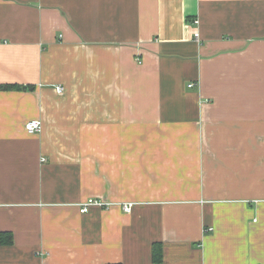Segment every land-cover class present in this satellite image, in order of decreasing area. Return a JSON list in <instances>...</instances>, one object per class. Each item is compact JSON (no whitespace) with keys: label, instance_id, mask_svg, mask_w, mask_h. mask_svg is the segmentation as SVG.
I'll return each mask as SVG.
<instances>
[{"label":"crops","instance_id":"0c3cea01","mask_svg":"<svg viewBox=\"0 0 264 264\" xmlns=\"http://www.w3.org/2000/svg\"><path fill=\"white\" fill-rule=\"evenodd\" d=\"M0 86V264H264V0H0Z\"/></svg>","mask_w":264,"mask_h":264},{"label":"built area","instance_id":"2783aa9c","mask_svg":"<svg viewBox=\"0 0 264 264\" xmlns=\"http://www.w3.org/2000/svg\"><path fill=\"white\" fill-rule=\"evenodd\" d=\"M195 24L198 23V21H194ZM195 39L198 40L199 39V34L196 32L194 35ZM188 87H192V84H189ZM63 87L58 86L56 88V93L58 94H62L63 92ZM24 130L27 134L33 135V134H38L41 131V123L38 120H32L29 121L25 124L24 126ZM111 205L110 204H105L103 201L95 199V198H88L85 202H83L82 204H80L78 206L79 208V212L81 214H85L88 212V210L91 207H98L100 209H107L109 208ZM133 204L130 203H125L121 205V209L124 213H130L132 210Z\"/></svg>","mask_w":264,"mask_h":264},{"label":"trees","instance_id":"16d2710c","mask_svg":"<svg viewBox=\"0 0 264 264\" xmlns=\"http://www.w3.org/2000/svg\"><path fill=\"white\" fill-rule=\"evenodd\" d=\"M13 86H0L1 90H7L9 88H12ZM11 240V236L8 233H0V245L4 244H9ZM161 260V255H160V249L158 246L155 244L153 245V261L155 263H159Z\"/></svg>","mask_w":264,"mask_h":264}]
</instances>
